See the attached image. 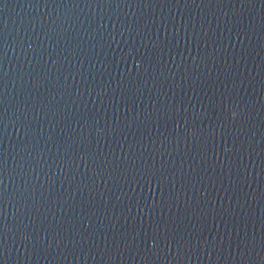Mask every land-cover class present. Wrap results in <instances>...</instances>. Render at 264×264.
<instances>
[{
    "label": "water",
    "instance_id": "95a60500",
    "mask_svg": "<svg viewBox=\"0 0 264 264\" xmlns=\"http://www.w3.org/2000/svg\"><path fill=\"white\" fill-rule=\"evenodd\" d=\"M0 264H264V0H0Z\"/></svg>",
    "mask_w": 264,
    "mask_h": 264
}]
</instances>
